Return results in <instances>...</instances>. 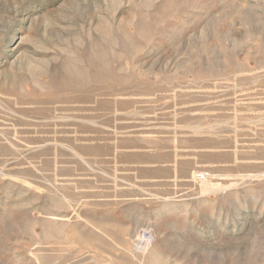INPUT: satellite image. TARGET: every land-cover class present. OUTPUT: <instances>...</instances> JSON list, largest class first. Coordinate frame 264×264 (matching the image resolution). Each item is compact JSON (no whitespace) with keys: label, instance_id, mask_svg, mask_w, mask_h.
<instances>
[{"label":"rangeland","instance_id":"1","mask_svg":"<svg viewBox=\"0 0 264 264\" xmlns=\"http://www.w3.org/2000/svg\"><path fill=\"white\" fill-rule=\"evenodd\" d=\"M0 264H264V0H0Z\"/></svg>","mask_w":264,"mask_h":264}]
</instances>
